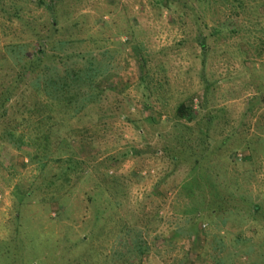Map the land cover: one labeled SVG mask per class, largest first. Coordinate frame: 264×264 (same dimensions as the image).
I'll list each match as a JSON object with an SVG mask.
<instances>
[{
    "label": "rangeland",
    "instance_id": "374dc122",
    "mask_svg": "<svg viewBox=\"0 0 264 264\" xmlns=\"http://www.w3.org/2000/svg\"><path fill=\"white\" fill-rule=\"evenodd\" d=\"M240 2L0 0V264H264V0Z\"/></svg>",
    "mask_w": 264,
    "mask_h": 264
},
{
    "label": "trees",
    "instance_id": "16d2710c",
    "mask_svg": "<svg viewBox=\"0 0 264 264\" xmlns=\"http://www.w3.org/2000/svg\"><path fill=\"white\" fill-rule=\"evenodd\" d=\"M161 1H165V0H161ZM199 1L203 2L204 4H206L208 0H199ZM235 1L238 3L237 4L238 7H241V9H242L243 5L240 2V0H235ZM62 2H63V0H51V6L55 7V6H57L56 4L60 5ZM166 3H168L167 5L170 6L168 1H166ZM232 26H234V25H232ZM220 27L218 28V32L219 33H223V28H220ZM89 71H91V72H87V74H85L84 77H80V79H78L77 77H74L73 80H72V84H67V83L61 82V80H57V79H55V80H53L51 82V85L53 86L54 90H53L52 94L48 93V95L49 96H54L55 95L57 97L55 99V103L50 106L51 110H54V108H53L54 106L58 107V108H61L62 104L68 106L70 103H72L74 101H79L78 97H77V96H79L78 93L77 92H75V93L71 92V88H72L71 85H73V87H75L74 85H77L79 83V80L87 81V82L92 84V82L94 81V79H95L97 74H96L95 70H94V73L96 75L94 73L92 74V69H90ZM57 83L58 84H62V86H59ZM191 101H193V100H191ZM45 107H48V104H46ZM38 111H39V109H38ZM177 112H178L179 117H181V118L183 117V118H186L188 120H192L193 117H194L193 110H192L191 106H189L186 102L182 103V104H180L178 106ZM53 126H54V124H49V122H47V125H46L47 134L44 133V136H43L44 140H45V143L49 147H51V145H53V144L59 143V140H58V142H55V143L52 140V139H57V138L50 139L49 133H54L53 132L54 131L53 130L54 129ZM54 134L56 135V133H54ZM197 164H199V162H197ZM68 170H71V169L68 168ZM124 263L125 264H132L133 263L132 262V258L128 257V260H126Z\"/></svg>",
    "mask_w": 264,
    "mask_h": 264
}]
</instances>
